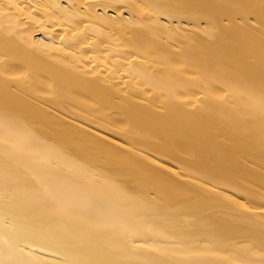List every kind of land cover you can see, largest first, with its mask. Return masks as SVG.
Wrapping results in <instances>:
<instances>
[{
    "label": "bare ground",
    "instance_id": "obj_1",
    "mask_svg": "<svg viewBox=\"0 0 264 264\" xmlns=\"http://www.w3.org/2000/svg\"><path fill=\"white\" fill-rule=\"evenodd\" d=\"M0 264H264V0H0Z\"/></svg>",
    "mask_w": 264,
    "mask_h": 264
}]
</instances>
